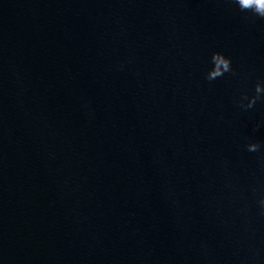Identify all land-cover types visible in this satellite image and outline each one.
<instances>
[{"label": "water", "instance_id": "95a60500", "mask_svg": "<svg viewBox=\"0 0 264 264\" xmlns=\"http://www.w3.org/2000/svg\"><path fill=\"white\" fill-rule=\"evenodd\" d=\"M257 83L235 0H0V264H264Z\"/></svg>", "mask_w": 264, "mask_h": 264}, {"label": "clouds", "instance_id": "9594fccd", "mask_svg": "<svg viewBox=\"0 0 264 264\" xmlns=\"http://www.w3.org/2000/svg\"><path fill=\"white\" fill-rule=\"evenodd\" d=\"M235 3L238 4L239 8L242 11H253L256 15L264 18V0H235ZM212 67L208 70L206 74V79L208 81L215 80L219 77H222L226 72L232 71L231 60L229 57L225 56L221 52H213L211 56ZM256 95L249 98L247 94L243 96V99H247V104H243V99L241 100V104L245 108H252L257 99L260 98V94L264 92V87L260 83L256 84L255 87ZM246 150L251 153H261L262 146L259 142L250 141L246 144ZM256 203L259 206V212L261 215H264V194H261L257 199Z\"/></svg>", "mask_w": 264, "mask_h": 264}]
</instances>
